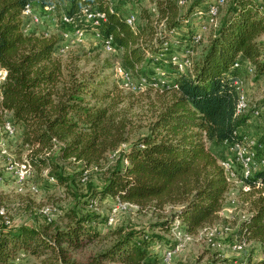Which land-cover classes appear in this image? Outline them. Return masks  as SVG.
Instances as JSON below:
<instances>
[{
    "label": "trees",
    "instance_id": "16d2710c",
    "mask_svg": "<svg viewBox=\"0 0 264 264\" xmlns=\"http://www.w3.org/2000/svg\"><path fill=\"white\" fill-rule=\"evenodd\" d=\"M27 2L54 5L63 11L70 22L60 24L62 30L89 28L81 20L84 6L103 11L105 20L98 32L111 37L122 65L133 77L149 74L162 41L188 43L193 33L188 27L179 36L167 30H177L195 3L180 13L175 0H153L156 16L146 13L143 23L132 30L107 0H0V67L5 71L0 82V122L2 110L9 112L26 151L24 159L32 171L47 168V180L52 178L56 184L67 181L57 171V161L78 163L83 170L117 151L101 184L87 190L89 203L111 198L154 211L169 206L168 215L151 225L162 232L178 228L192 233L214 221L229 185L205 142L240 140L237 130L247 115L235 113L238 90L234 80L240 68L232 65L247 63L254 76L264 74L261 5L255 0H230L191 68L178 72L167 64L168 80L155 87L147 85L159 93L146 132L129 141L131 106L123 104L125 95L114 80H108L110 74L101 69L82 71L76 64L78 54L65 59L56 56L58 38L54 34L26 29L20 12ZM161 19L165 31L157 35L156 24ZM257 106L264 107V97ZM123 143L127 145L121 149ZM256 180L264 184V166L246 180L248 190L242 191V200L247 203V214L237 221L231 238L264 247V200L254 186ZM71 213L70 224L51 232L45 225L5 224L0 215V264H18V253L39 259L38 264H74L68 261L67 252L96 236L88 225L98 216L89 211ZM150 238L154 236L147 232L120 231L108 248L86 264H141ZM201 264L232 262L221 258ZM244 264H264V258L247 256Z\"/></svg>",
    "mask_w": 264,
    "mask_h": 264
},
{
    "label": "rangeland",
    "instance_id": "374dc122",
    "mask_svg": "<svg viewBox=\"0 0 264 264\" xmlns=\"http://www.w3.org/2000/svg\"><path fill=\"white\" fill-rule=\"evenodd\" d=\"M206 1L208 0H184V5L179 6L178 9L180 13H183L191 4L195 3L194 8H198L203 7ZM255 1L261 5V11L264 12V0ZM229 2L230 0H224L212 23L204 19L192 20L190 12L188 14L189 22L181 23L182 25L176 28V36H179L187 27L191 31H195L200 24L202 26H199V28L204 26L200 43L192 48L191 56L193 59L200 53ZM113 6L123 14L126 11H133L135 14V25L143 23L142 16L146 13L152 16V0H114ZM28 29L54 34L58 38L55 55L65 59L78 54L79 59L76 64L82 71L88 72L101 69L110 74L108 80H114L118 89L125 95L123 104L131 106L129 109L131 112L129 141L146 132L145 124L149 120L153 107L155 108L158 105L159 91L150 89L147 86L134 91L119 87L118 79L114 76L113 71L114 64L121 63L119 50H113L112 52L102 50L98 41L90 35L89 31L79 41L69 38L66 40L62 39L60 34L62 29L57 17H42L39 24L29 25ZM262 39L264 40V33ZM164 61L167 65L166 58H164ZM150 66L149 74H147L150 81L160 82L168 80V65L165 67L164 64L163 66L161 65L166 73L159 78L158 73L155 72V67H153L155 65L151 64ZM239 77H241V86H244V83L247 82L249 93L245 96L249 106L258 105L264 97V74L254 76L252 72L247 73L242 70L239 73ZM242 115H247V118L252 121L248 126L244 125L239 131L260 144L262 149L257 151L256 157L258 159L264 153V121L258 118H251L248 112L242 113ZM6 117L9 118L8 115ZM1 139H3V142L0 141V148L3 149V152H0V210L2 211L3 220H7L11 226L24 224L40 227L45 225L49 228L48 232H51L55 228L70 224L71 212L80 214L89 211L98 216L94 223L88 225L96 233V236L80 248L67 252L68 261H72L74 264H86L93 255L108 248L120 231L126 230H133L137 233L147 232V234L154 236V238L148 239L147 255L141 264H201L209 259L220 260L221 258L240 264L245 262L247 256H250L252 260L260 258L262 248L254 242H247L239 253H234L230 250L232 229L248 210L247 203L242 200L243 190L238 182L239 176L237 175L236 178H232L228 182V188L231 193L226 195L225 200L227 217L217 215V218L211 223L202 225L192 233H183L184 235L179 240H174L169 231L162 232L151 227L163 215H168L169 206H165L163 210L154 211L147 207L139 208L132 204L112 212V205L115 201L113 202L111 198L95 200L94 204H90L87 201V190L90 186L101 184L107 170L113 166L117 158V151L107 153L98 165L88 166L83 170L78 163L69 160L57 161V171L62 176L67 177V181L64 184H56L54 179L48 181L46 178L47 168H43L40 172L33 170L26 179L20 181L15 178L14 173L9 168L10 164L24 159L26 152L20 146L18 128L15 127L13 135L9 138H5L0 132ZM126 145L127 143H123L120 148H125ZM205 147L216 156L218 162L232 159L227 143L207 141L205 142ZM82 177L84 179H81ZM32 184L36 186V192L29 190V185ZM43 209H46V213L49 214V221L42 214L41 210ZM107 216L112 217L110 224L105 223ZM209 228L215 231L213 237L206 235V231ZM167 248H172L173 254L170 261L165 263L162 255L163 250ZM16 262L18 264H38L39 259H35L26 253H18Z\"/></svg>",
    "mask_w": 264,
    "mask_h": 264
},
{
    "label": "built area",
    "instance_id": "2783aa9c",
    "mask_svg": "<svg viewBox=\"0 0 264 264\" xmlns=\"http://www.w3.org/2000/svg\"><path fill=\"white\" fill-rule=\"evenodd\" d=\"M111 0H107L108 4H110ZM224 0H208L205 2L203 7L194 8L190 15L191 19L197 21L199 19H204L209 23L214 22L215 16L217 15L219 8L223 4ZM176 6H183L184 0H175ZM111 9V7L109 6ZM152 17L156 16V8L154 5V2L152 0V8H151ZM20 16L24 18L25 20V27L29 25H36L39 24L41 21V18H47V17H57L59 24L66 25L69 24L70 20L65 15L63 11L55 7L54 5H44L40 6L36 2H27L24 4L23 8L21 9ZM195 17V18H194ZM124 22L132 29L134 30L135 25V14L133 11H128L123 15ZM81 20L82 22L86 23L89 28H81L72 26L71 28H66L60 31L61 38L62 39H73V40H81L84 36V34L89 31L90 35L98 41L100 44L102 50L106 52H112L115 50L114 45L112 43L111 37H102L98 29L100 25L105 20V13L101 10H97L95 8H92L90 6H84L81 8ZM184 22H189V16L188 18H185ZM199 26H202L200 24ZM190 36V39L188 43H181L176 41H171L169 39L162 41L160 44V52L158 56L154 59V63H151L155 66V72L158 73V78L162 75H164L166 72L162 68L161 65H159L158 62H164V58H166V63L170 64L176 71L183 72L186 70H189L192 66L193 58L191 56L192 48L200 43L202 36V30L203 28H199ZM164 20L161 19L156 24V34L158 35L161 31L164 30ZM165 31V30H164ZM168 34H173L175 32V29L171 28L167 30ZM46 33H44L45 35ZM156 36L153 37L152 43L156 41ZM232 68H242L247 73L252 72L251 66L249 64L244 63L243 65L239 64L238 62H234L232 65ZM114 76L116 79H118V85L121 89H127V90H137L142 89L147 85L157 86L164 82V80L160 82H156L155 80L150 81L146 75H139L137 77L133 78V75L130 70L126 69L122 63H115L113 66ZM5 76V71L0 67V82L3 81ZM234 84L236 85V88L238 90L237 92V98L235 103V113L240 115L242 113L248 112L251 118H258L262 119L264 121V107L263 106H249L246 96L244 95L243 91L240 89L241 85V77L237 76L235 77ZM6 115L9 116V112L6 110H2V121L0 122V132L3 134L5 138H9L13 135L15 131V126L11 123L9 118L6 117ZM3 142V139L0 140ZM228 148L230 150L232 159L230 161H220L219 165L222 167L223 172L225 174L226 180L229 182L232 178H236V175L239 176L238 182L241 184V188L243 191L248 190V184L246 183L247 179H251L252 175L260 170L264 166V153L259 156L257 159V151L262 149L260 144L256 143L252 138L247 137L246 135L242 134L240 136V140L238 142L234 143H227ZM0 152H3V149L0 148ZM9 168H11V171L14 173L15 178L17 180H24L32 171V168L28 164V162L25 159H22L20 162H14L13 164L9 165ZM81 179H84L82 177ZM50 181H52V178H49ZM254 186L260 190L259 195L264 200V184H261L259 181L254 182ZM29 190L31 192H36V186L34 184L29 185ZM94 201H91L90 204H94ZM131 206L132 204L127 202H122L119 200H115V202L112 205L111 211H117L119 208H124L125 206ZM42 214L46 216V219L49 220L48 215L46 213V209L41 210ZM2 214V211L0 210V215ZM5 224H9L7 220L3 221ZM112 222V217L107 216L105 223L110 224ZM173 223H178L177 219L173 220ZM171 236L174 240H179L184 234L180 229L173 228L170 230ZM206 235L208 237H213L215 235V231L212 228H209V230L206 231ZM247 243H245L242 240H237L233 237V239L230 241V250L234 253H239L243 250V248L246 246ZM261 255L259 259L264 258V247H261ZM173 250L170 249H164L163 250V261L165 263H168L172 257ZM232 264H239L237 262H232ZM244 264V263H240Z\"/></svg>",
    "mask_w": 264,
    "mask_h": 264
},
{
    "label": "crops",
    "instance_id": "0c3cea01",
    "mask_svg": "<svg viewBox=\"0 0 264 264\" xmlns=\"http://www.w3.org/2000/svg\"><path fill=\"white\" fill-rule=\"evenodd\" d=\"M113 1L114 0H111L110 1V4H109V6L111 7V9H114V10H116L118 13H120L122 16L125 14V13H127V11L123 14L120 10H118L117 8H115L114 6H113ZM50 23V22H49ZM26 29H28V27H26ZM45 32V31H44ZM48 34V33H47ZM243 69L242 68H240V71H239V73L242 71ZM242 84V83H241ZM248 84H251V83H248ZM242 87V88H241ZM240 89L243 91V93H245L244 95H248V89H247V82L246 83H244V86H241L240 85ZM251 121L252 120H250V119H248L247 118V120H246V122H245V126H248L250 123H251ZM243 125V126H244ZM243 126L242 127H240L238 130H237V133L239 134V135H242L241 134V132L239 131L240 129H242L243 128ZM229 193H231L229 190L225 193V196H224V199H223V202H222V205H221V208H220V210L218 211V215H222L223 217H227V214L225 213V200H226V195H228ZM247 214V213H246ZM246 214L244 215V216H246ZM244 216H242L241 218H243ZM259 259V258H258Z\"/></svg>",
    "mask_w": 264,
    "mask_h": 264
}]
</instances>
